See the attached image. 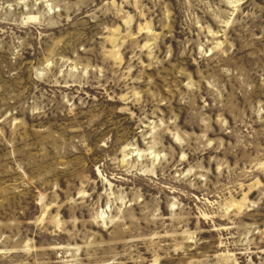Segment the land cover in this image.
Returning a JSON list of instances; mask_svg holds the SVG:
<instances>
[{
    "label": "rangeland",
    "instance_id": "1",
    "mask_svg": "<svg viewBox=\"0 0 264 264\" xmlns=\"http://www.w3.org/2000/svg\"><path fill=\"white\" fill-rule=\"evenodd\" d=\"M0 264H264V0H0Z\"/></svg>",
    "mask_w": 264,
    "mask_h": 264
}]
</instances>
